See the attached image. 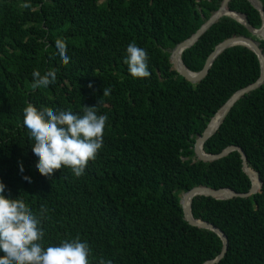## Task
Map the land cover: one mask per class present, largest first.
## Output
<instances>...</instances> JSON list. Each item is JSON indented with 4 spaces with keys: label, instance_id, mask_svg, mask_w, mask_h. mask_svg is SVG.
I'll use <instances>...</instances> for the list:
<instances>
[{
    "label": "trees",
    "instance_id": "obj_1",
    "mask_svg": "<svg viewBox=\"0 0 264 264\" xmlns=\"http://www.w3.org/2000/svg\"><path fill=\"white\" fill-rule=\"evenodd\" d=\"M256 1L264 12V0ZM221 2L0 0V181L6 196L23 199L40 216L45 246L78 236L89 245L90 264H203L220 253L215 233L184 220L180 195L196 186L249 190L236 151L202 162L193 160V146L221 106L258 79L260 65L251 50L234 46L192 84L169 58ZM227 8L252 28L262 26L247 0H229ZM240 35L256 39L264 53V39L222 16L181 60L198 72L217 44ZM57 38L67 46V65L55 56ZM130 42L148 53L146 78L127 70ZM34 70L55 71L54 85L32 89ZM28 104L78 113L95 106L108 115L103 147L82 176L69 168L47 177L36 171L23 126ZM228 146L245 153L248 170L260 178L259 192L228 200L196 196L191 214L226 236V252L216 264H264V82L234 103L202 148L218 154Z\"/></svg>",
    "mask_w": 264,
    "mask_h": 264
},
{
    "label": "clouds",
    "instance_id": "obj_2",
    "mask_svg": "<svg viewBox=\"0 0 264 264\" xmlns=\"http://www.w3.org/2000/svg\"><path fill=\"white\" fill-rule=\"evenodd\" d=\"M54 47L60 63L67 65L70 57L65 42L57 38ZM124 63L134 78L150 75L148 53L135 42L127 45ZM31 75L34 90L54 85L56 80L55 71L42 74L34 70ZM108 94L109 90L103 89V95ZM107 121L108 115L98 114L95 106H83V112L78 113L71 109L41 110L28 104L23 109V126L32 141L36 171L47 177L54 170L69 168L75 177L82 176L103 147ZM18 167L22 174L23 165ZM24 180L31 183L28 177ZM6 190L0 181V264H90L89 245L78 236L45 246L40 216L23 199L6 196Z\"/></svg>",
    "mask_w": 264,
    "mask_h": 264
},
{
    "label": "water",
    "instance_id": "obj_3",
    "mask_svg": "<svg viewBox=\"0 0 264 264\" xmlns=\"http://www.w3.org/2000/svg\"><path fill=\"white\" fill-rule=\"evenodd\" d=\"M260 14L262 19V26L264 25V12L261 8V5L256 0H247ZM229 0H222L220 7L218 10H216L214 13L211 14V16L198 28V30L193 33L189 38L186 40L180 42L177 44L170 53V62L172 66L174 67V70L176 73L181 76L183 79L188 81L189 83L196 84L199 81H201L207 74L209 68L211 67L214 60L217 58L218 55H220L224 50L234 47V46H243L251 50L257 57L259 65H260V75L258 79L253 82L252 84L238 90L235 92L221 108L215 113V115L210 119L208 122L206 128L202 132V134L198 135L195 139L193 150H194V156L198 158V160L202 162H212L218 159H221L228 155L231 152L236 151L240 157L241 165H242V171L247 176V178L250 181V188L246 193H237L231 189L228 188H221L218 190L210 189L204 186H196L189 191L181 194L182 198L180 199V205L182 208L183 218L184 220L192 227L203 229V230H209L213 233H215L222 242V247L220 253L212 260L206 261L203 264H216L218 263L222 257L224 256L226 249H227V238L224 235V233L214 227L212 224H209L208 222H203L201 220H196L193 218L191 214V202L194 197L196 196H206V197H212L216 200H228L233 198H246L250 195H253L257 192H259L261 188V181L258 176V173L254 171L255 173V180L256 183L252 180L251 175L248 172V165L246 163V156L245 153L242 151L241 148L237 146H228L225 149H223L218 154H207L203 151V144L204 142L210 138L218 129L220 124L223 122L225 116L231 109V107L234 105V103L240 99L243 95L257 89L261 86V84L264 82V53L262 52V49L259 47V42L256 39H253L252 37L247 36H232L224 41L217 44L212 52L208 55V57L205 60V63L202 67V69L198 72H191L189 71L185 65L183 64L181 60V53L185 50L190 48L194 43L206 32L207 29H209L220 17L227 16L234 20L230 13L240 14L236 12H232L227 8ZM243 17V22H240L236 20L237 22L244 25V27L249 31V33L253 36H257L255 34V31L260 32V29H254L250 26L248 20L246 17L242 14H240ZM264 39V37H263ZM193 75V76H190ZM219 117L217 123L212 126V122L215 118ZM184 198L187 199L188 203L184 204Z\"/></svg>",
    "mask_w": 264,
    "mask_h": 264
},
{
    "label": "bare ground",
    "instance_id": "obj_4",
    "mask_svg": "<svg viewBox=\"0 0 264 264\" xmlns=\"http://www.w3.org/2000/svg\"><path fill=\"white\" fill-rule=\"evenodd\" d=\"M230 15L235 18L236 20L240 21V22H243V17L240 15V14H235V13H230ZM255 34H257V36H263L264 35V25L262 26V28L260 29V32L258 33V31H255L254 32ZM190 76H193V75H190ZM219 117L215 118L212 122V126H214L217 121H218ZM248 170V169H247ZM249 174L251 175L252 177V180L254 181V183H256V180H255V174L251 173L249 170H248ZM184 204H187L188 201L186 198H184Z\"/></svg>",
    "mask_w": 264,
    "mask_h": 264
},
{
    "label": "rangeland",
    "instance_id": "obj_5",
    "mask_svg": "<svg viewBox=\"0 0 264 264\" xmlns=\"http://www.w3.org/2000/svg\"><path fill=\"white\" fill-rule=\"evenodd\" d=\"M258 39H263V37H261V36H256ZM172 68L174 69V67L172 66ZM198 158L195 156L194 158H193V160H197ZM182 198V195H180V199Z\"/></svg>",
    "mask_w": 264,
    "mask_h": 264
}]
</instances>
